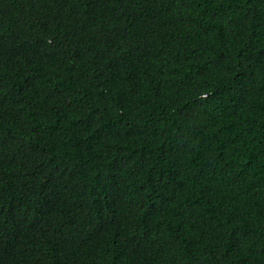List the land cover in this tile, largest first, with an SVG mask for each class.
<instances>
[{"label": "trees", "instance_id": "1", "mask_svg": "<svg viewBox=\"0 0 264 264\" xmlns=\"http://www.w3.org/2000/svg\"><path fill=\"white\" fill-rule=\"evenodd\" d=\"M0 264H264V0H0Z\"/></svg>", "mask_w": 264, "mask_h": 264}]
</instances>
